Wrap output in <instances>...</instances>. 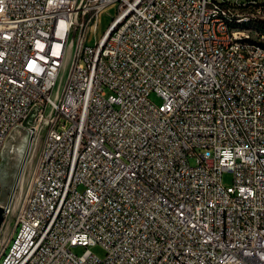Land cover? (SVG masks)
<instances>
[{"label":"built area","instance_id":"obj_1","mask_svg":"<svg viewBox=\"0 0 264 264\" xmlns=\"http://www.w3.org/2000/svg\"><path fill=\"white\" fill-rule=\"evenodd\" d=\"M250 1L0 0V165L36 127L0 264H264V41L207 22Z\"/></svg>","mask_w":264,"mask_h":264},{"label":"rangeland","instance_id":"obj_2","mask_svg":"<svg viewBox=\"0 0 264 264\" xmlns=\"http://www.w3.org/2000/svg\"><path fill=\"white\" fill-rule=\"evenodd\" d=\"M115 11H116L115 8H112V9H108L103 14L102 23L100 25L99 32H103L106 29L108 24L111 22L112 17L115 15ZM256 26L257 28L264 27V21H260V23H258ZM150 99L157 104H160L162 102V98L156 92L151 93ZM12 141L13 140L11 139L10 145L12 144ZM28 145H29L28 132H24V134L20 136L13 151L11 146L8 145V141L6 140L5 142L4 145L5 148L3 149L2 152V163L0 167V179L2 184L3 194L5 196L4 202H7L9 199L11 190L14 187L16 179L19 175L21 165L23 163V158L27 151ZM8 151H12L11 153L12 158L10 159H8V156H10V154H8ZM30 156H33V150ZM30 162L27 164V167L30 165ZM192 163H194V160H192ZM30 171L31 169H25V176H30ZM233 178H234V173L231 170H224L222 174V181L225 186L231 185L233 183ZM15 220H16L15 215H10L6 217L2 215V222L0 223V254L3 251V248L6 246L8 242V238L12 234L15 228ZM90 249L94 254H96L101 258H103L106 254L105 248L100 244L93 245L90 247ZM74 250L76 253L81 254L85 250V247L78 246L75 247Z\"/></svg>","mask_w":264,"mask_h":264},{"label":"bare ground","instance_id":"obj_3","mask_svg":"<svg viewBox=\"0 0 264 264\" xmlns=\"http://www.w3.org/2000/svg\"><path fill=\"white\" fill-rule=\"evenodd\" d=\"M233 3H240L241 0H231ZM232 14H254L229 18V13H216L207 15L208 29L217 28V20H224L225 26L230 29H244V34L237 37V44L246 45L241 47H232V42H223V49L229 51L231 57H239L246 66L258 64V55L251 54L250 49H258L259 41H264V27L257 28L260 21H264V4L260 0L250 1V7L232 6ZM256 15V16H255ZM256 33V38L255 37ZM260 88L264 91V64L259 65ZM29 137H36V127L27 129ZM11 131H8V136ZM33 148H27L26 156H30ZM33 176V169L30 171ZM19 176L16 179L14 187L18 184Z\"/></svg>","mask_w":264,"mask_h":264},{"label":"water","instance_id":"obj_4","mask_svg":"<svg viewBox=\"0 0 264 264\" xmlns=\"http://www.w3.org/2000/svg\"><path fill=\"white\" fill-rule=\"evenodd\" d=\"M24 132H26V130L24 131V129H22V128H18V129H15V130L9 135L7 141H8V145L11 146L12 151H13V149H14L16 143L18 142V139L20 138V136H22V134H24ZM11 139H12L13 141H12V144L10 145V141H11ZM4 148H5V147H4ZM4 148H3V149H4ZM8 150H9V149H8ZM12 151H8V154H10V156H8V159L12 158V155H11ZM2 152H3V151H2ZM1 163H2V161H1ZM0 167H1V165H0ZM4 200H5V196H4V194H3V189H2V194H1V199H0V201H1L2 203H5ZM1 222H2V213H1V210H0V223H1Z\"/></svg>","mask_w":264,"mask_h":264},{"label":"trees","instance_id":"obj_5","mask_svg":"<svg viewBox=\"0 0 264 264\" xmlns=\"http://www.w3.org/2000/svg\"><path fill=\"white\" fill-rule=\"evenodd\" d=\"M8 247L6 248V251H7Z\"/></svg>","mask_w":264,"mask_h":264}]
</instances>
